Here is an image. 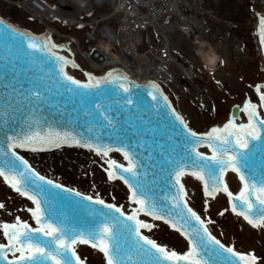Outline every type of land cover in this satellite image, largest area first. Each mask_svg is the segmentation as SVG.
<instances>
[{
    "label": "snow or ice",
    "instance_id": "6c2138e0",
    "mask_svg": "<svg viewBox=\"0 0 264 264\" xmlns=\"http://www.w3.org/2000/svg\"><path fill=\"white\" fill-rule=\"evenodd\" d=\"M258 31L264 43V15H259ZM13 35L20 37L19 43L5 42L0 51V178L31 202L26 210L36 226L20 216L10 223L0 222V264H85L77 245L98 250L103 264H264L254 250L241 251L214 235L210 225L215 222L190 206L185 186V178L190 177L202 183L206 197L226 193L232 213L253 228L264 229V117L256 103L246 100L243 104L247 122L237 123L234 116L223 126L200 132L177 111L160 84L149 83L151 101L142 105L133 90L140 85L127 73L109 71L102 77L87 73L88 80L81 81L67 71L69 65L79 67L76 61L53 51L62 45L0 21V40H11ZM108 84L118 87L119 98L109 93L87 99L92 89L99 91ZM256 91L264 105V91L259 85ZM64 93L69 99L79 97L81 106L91 104L83 113L88 135L62 128L54 124L55 114L53 119L46 114L52 108L59 110L57 97ZM18 117V126L12 128ZM104 127L113 130L108 143L103 133L91 135ZM63 144L108 158V177L127 185L131 212L99 196L94 199L75 192L81 197L76 205L91 219L70 218L61 193L73 189L41 175L20 152ZM202 146L210 154L201 151ZM113 151L123 154L126 166L109 156ZM257 152L261 154L258 163ZM229 171L242 182L237 194L225 182ZM204 204L207 211V199ZM4 208L0 203V209ZM156 221L184 238L183 250L152 238L153 229L159 228Z\"/></svg>",
    "mask_w": 264,
    "mask_h": 264
},
{
    "label": "rangeland",
    "instance_id": "374dc122",
    "mask_svg": "<svg viewBox=\"0 0 264 264\" xmlns=\"http://www.w3.org/2000/svg\"><path fill=\"white\" fill-rule=\"evenodd\" d=\"M203 7L212 14L204 18L199 16L192 21L201 25L202 39L212 44L222 58L223 64L213 74L203 70L200 58L196 55L197 47L189 39L188 32L179 30L172 39L176 60L172 69L181 83L175 82L164 87L173 106L190 126L200 132L209 131L215 126H223L230 119L232 108L242 107L246 100L260 104L256 87L259 85L264 91L262 44L256 34L259 15H264V0H205ZM11 10L6 0H0L2 17L9 18L14 25L32 33L44 32V28L26 14H21L19 18L13 20L10 17ZM192 18L193 16L190 19ZM57 27L61 30V27ZM71 31L61 30L67 33ZM58 40L63 41L60 38ZM80 62L88 69L85 63L81 60ZM180 65L192 69L193 78H186ZM242 118L246 122L244 116ZM24 156L41 157L40 160L45 158L47 161L51 156L59 157L57 170L64 173L65 177L42 168H39L38 172L76 192L91 195L93 198L99 196L105 202L122 205L126 212H131L133 205L129 201V193L121 182L108 178L104 158L83 150H63L54 154ZM116 161L123 163V158L117 156ZM229 174V187L233 192H237L241 182L236 173ZM185 186L189 192V203L193 208L202 217H211L215 222L210 225L214 235L225 243H233L237 248L254 250L264 258V229L249 225L250 228L246 227L244 222L231 212L229 200L223 193L215 198L206 197L200 181L190 177L185 178ZM9 188L0 178V203L5 204V208L0 209V222L10 223L16 216H27L26 220L34 224L30 214L29 217L27 215L29 201ZM206 199L207 211H204ZM224 209L228 211L220 215ZM155 223L159 228L153 229L152 238L158 242L164 241L170 248L183 250L185 241L179 234L161 222ZM77 253L85 258L86 264H103L101 253L88 246H79Z\"/></svg>",
    "mask_w": 264,
    "mask_h": 264
},
{
    "label": "built area",
    "instance_id": "2783aa9c",
    "mask_svg": "<svg viewBox=\"0 0 264 264\" xmlns=\"http://www.w3.org/2000/svg\"><path fill=\"white\" fill-rule=\"evenodd\" d=\"M24 0L34 20L67 39L90 71L132 65L159 78L162 69H169L175 52L172 36L185 24L202 29L193 19L200 15V0ZM100 9L104 11L99 13ZM99 13V14H98ZM61 23L80 27L87 43L83 49L74 37L59 34L50 27ZM44 26V25H43ZM174 33V34H172ZM129 56H126L128 55ZM129 58L132 60L130 61ZM111 62V63H110ZM129 68H127V67ZM168 76H172L168 70Z\"/></svg>",
    "mask_w": 264,
    "mask_h": 264
},
{
    "label": "water",
    "instance_id": "95a60500",
    "mask_svg": "<svg viewBox=\"0 0 264 264\" xmlns=\"http://www.w3.org/2000/svg\"><path fill=\"white\" fill-rule=\"evenodd\" d=\"M19 16H20V13L17 10L13 9V10L10 11V17L13 20H16L17 18H19ZM0 21H2L5 26L6 25H11L13 28L19 29L23 33L31 34L32 36H36V35L32 34L31 32H29L27 30H24V29H22V28H20L18 26H15V25L9 23L6 19H3L1 16H0ZM45 36L49 37L48 34H43V35L36 36V37H41L42 38V37H45ZM19 41H20V37H17V36H14V35L11 38V40H9L8 37H4L2 40H0V51L3 50V45H4L5 42H8V43H13L14 42V43L18 44ZM25 46H26V41H25ZM62 46H63L62 48H66L67 44H63ZM263 54H264V43H263ZM37 56L44 57V56H46V54L45 53H37ZM53 61H54V58H53ZM114 71L124 73L121 70H114ZM131 79L135 82L136 85H140V87H138V88L134 87L133 90L136 93H138L137 94L138 95V100L141 102V104L143 105V103L148 101V100L151 101V97L147 95V91L150 90L148 88L150 82H139V81H137L134 78H131ZM109 93H111L113 96H116L117 98H119L118 95H117L119 93L118 87L116 85H114V84H108V85H101V89L99 91L97 89H92L91 93L89 94L87 99L88 100H92V99L95 98L96 95H100L101 97H104V96H106ZM258 95H259V93H258ZM57 100H58V102L60 104V108H59V110H57L56 108H52L50 112H47L46 114L49 116V119H53V114H55V116H54V124L59 125L62 128L63 127H67V128H69V130H75L78 133H82L84 135H88L87 127L89 125H88L87 119L84 117L83 113H84V108L85 107H89L90 108L91 104H87V105L81 106L78 103L79 97H76V98H73V99H69V94L68 93H64L63 96L57 97ZM73 100H75L76 102L74 103ZM253 103H255V102H253ZM65 105H66V107H65ZM261 107H262V111L264 113V105H261ZM238 109H240V111H237ZM242 112L243 111L241 110L240 107H238V106L233 107L231 115H230V119H232L235 116L237 121L238 120L240 121ZM244 115H245V118L247 119V116H246L245 113H244ZM96 119H100V118L96 117ZM18 123H19V117L17 118L16 121H14L12 123V125H11L12 128H16L18 126ZM100 133L104 134L105 143H108L109 142V135L113 133V130L111 128H108V127L96 128V130H94L91 133V135L95 136V135H99ZM2 138H3L2 132H0V139H2ZM63 150H83V151L91 152V153H93L96 156H101V155H98L94 150H90L88 148H83V147H80V146L75 145V144H63L59 148H55V147L45 148L43 150H39V151H36V152H32L30 150L21 149L20 152H21V155L25 154V155L36 156V155L54 154V153H57V152H60V151H63ZM200 150L204 151V152H206L208 154H210V151H211L210 149H208V148H206L204 146H202ZM111 155L121 156V158H123V160H124V163H122V164H124L125 166L127 165V160L124 159L122 153L113 151V152L109 153V156H111ZM260 155H261L260 152H257L255 154L254 159L256 160L257 163L259 162ZM104 158L108 159L106 157H104ZM103 162H106V161L103 160ZM118 164H121V163H118ZM105 171L107 172V170H105ZM229 172H231V171H229ZM228 173H226V175L224 177L225 181H226V176H227ZM107 175H108V172H107ZM237 176H238V174H237ZM238 178H239V176H238ZM110 180H112V181H120L125 186L127 191L129 192V189H128L127 185H125L122 180H119V179H115V180L110 179ZM65 188H67V187H65ZM202 188H203V186H202ZM241 188H242V186H241ZM54 191H59V190H54ZM75 192L76 191H73V192H70V193H63V192L61 193V203H62V205L64 207L65 213L70 218L77 217V218L91 219V217H88L87 212L84 211L82 207H78L76 205L75 202L79 201L81 199V197L75 196ZM220 193H223V192H220ZM224 194L226 195L227 199L229 200L227 194L226 193H224ZM84 203L87 204V203H90V202L84 201ZM229 203H230V206H231L230 200H229ZM97 207H99V206L97 205ZM233 214H235V213H233ZM160 222H162V221H160ZM86 246H89L90 248H92L91 245H86ZM94 250H96V249H94ZM96 251H98V250H96Z\"/></svg>",
    "mask_w": 264,
    "mask_h": 264
},
{
    "label": "bare ground",
    "instance_id": "6f19581e",
    "mask_svg": "<svg viewBox=\"0 0 264 264\" xmlns=\"http://www.w3.org/2000/svg\"><path fill=\"white\" fill-rule=\"evenodd\" d=\"M77 1V3L78 2H80V3H82V1H79V0H76ZM6 3H8V4H10V6H11V8H12V10L13 9H25V10H27L26 9V7L23 5V4H21L19 1H14V0H6ZM48 23H46V22H44V26H46ZM193 28L194 27H189L188 25H184V29L186 30V32H188V33H190L191 35H192V30H193ZM52 30H53V28H52ZM177 33V32H176ZM175 33V34H176ZM172 34H174V33H172ZM194 35H196L197 36V34H194ZM174 36V35H173ZM172 36V37H173ZM194 40L195 41H197V42H199V40L197 39V38H195L194 37ZM128 54V53H127ZM80 56H82V54H80ZM126 56H129V54L128 55H126ZM111 63V62H110ZM127 67V66H126ZM127 68H129V67H127ZM131 74L132 75H134L135 77H138V78H140L141 79V77H143V78H145V79H149L150 77L148 76V74H147V72H145L144 73V71H142V70H131ZM162 75L163 74H161V76L160 77H162ZM163 78H165V77H163ZM112 159H114V160H116L117 159V156L116 155H111L110 156ZM36 158H39V159H36ZM40 158L41 157H33V158H31V157H26V159H28L29 160V163H31L32 164V166L38 171V169L39 168H42V169H46V170H50V171H52L53 173H55V174H57V175H59V176H62V177H65L66 175L64 174V173H62V172H60V171H58L57 170V165L56 164H58V163H60L59 162V157L58 158H53L52 156L50 157V159L47 161L45 158H43L42 160H40ZM104 161H106L107 162V159H104ZM105 162V164L107 165V168H108V164ZM106 172V171H105ZM227 184H228V187H229V182H230V174H227V176H226V181H225ZM241 183H240V188H239V190L237 191V192H233V190L232 189H230V187H229V190L231 191V192H233V194H237L239 191H240V189H241ZM10 190H12L11 188H9ZM190 206H192L191 205V203H190ZM29 207H32V204H31V202L29 201ZM193 207V206H192ZM17 212V211H16ZM10 214H12V213H10ZM29 214L30 213H28L27 215H28V217H29ZM237 216V215H236ZM21 217V219H23V220H26V219H28L27 218V216H25V217H23V216H20ZM240 220H242L243 222H244V224H245V226L246 227H248V228H250L249 226H248V224H247V222L242 218V217H240V216H237ZM28 221V220H27ZM31 224H32V222H30ZM83 246V245H82ZM79 247V246H78ZM78 247H77V249H78ZM239 250H241V251H251V250H249V249H245V248H243V249H240V248H238Z\"/></svg>",
    "mask_w": 264,
    "mask_h": 264
},
{
    "label": "clouds",
    "instance_id": "9594fccd",
    "mask_svg": "<svg viewBox=\"0 0 264 264\" xmlns=\"http://www.w3.org/2000/svg\"><path fill=\"white\" fill-rule=\"evenodd\" d=\"M196 55L200 58L203 70L214 73L221 62V57L207 42H202L196 49Z\"/></svg>",
    "mask_w": 264,
    "mask_h": 264
}]
</instances>
